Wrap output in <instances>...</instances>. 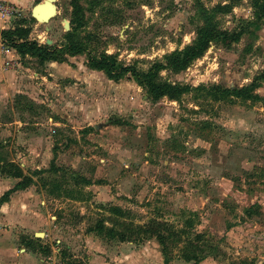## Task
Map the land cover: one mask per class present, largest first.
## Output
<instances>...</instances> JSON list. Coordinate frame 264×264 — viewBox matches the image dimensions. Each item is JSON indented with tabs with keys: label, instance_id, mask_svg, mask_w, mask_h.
I'll return each mask as SVG.
<instances>
[{
	"label": "rangeland",
	"instance_id": "rangeland-1",
	"mask_svg": "<svg viewBox=\"0 0 264 264\" xmlns=\"http://www.w3.org/2000/svg\"><path fill=\"white\" fill-rule=\"evenodd\" d=\"M0 1L17 11L13 20L0 14V29L25 23L30 39L55 45L66 56L41 64L0 44V199L24 177L33 179L0 204V264H21L23 248L53 264H65L63 256L90 264L91 250L96 254L92 240L108 251L101 253L111 264L122 262L124 250L131 264H164L156 237L132 235L150 222L166 234L169 226L188 230L171 244L169 264H264V103L215 102L192 94L153 101L133 79H110L90 69L88 51L65 54L73 0H55L56 14L35 23L33 8L45 0ZM79 5L78 30L89 52L96 58L113 54L118 66L147 70L190 44L206 9L219 28L241 32L240 39H215L186 70L163 75L233 88L264 70V17L256 18L252 0H79ZM257 92L264 97V80ZM53 160L92 181L83 188L84 200L54 191L53 181L65 180L62 172H49ZM14 164L25 176L13 175ZM111 205L131 211L129 219L120 218L124 225L117 224L131 231L126 241L87 232L100 218L114 225ZM37 232L45 234L40 242L34 240ZM189 239L203 249L198 263L182 255ZM68 242L75 243L74 251Z\"/></svg>",
	"mask_w": 264,
	"mask_h": 264
},
{
	"label": "trees",
	"instance_id": "trees-1",
	"mask_svg": "<svg viewBox=\"0 0 264 264\" xmlns=\"http://www.w3.org/2000/svg\"><path fill=\"white\" fill-rule=\"evenodd\" d=\"M74 13L72 16L71 24L73 28L66 33L67 48L66 55H79L88 51V60L86 65L93 70L104 71L110 79H119L123 76H127L136 81L140 86H143L148 95L153 101H157L160 98L168 97L171 100H179L186 94H192L197 99L213 100L215 102H262L264 103V97L261 96L257 89L261 86L264 80V70L260 75L254 78V80L243 86L238 87H225L217 83H201L198 85H192L190 83L174 82L167 79L163 75V71H169L171 73H180L186 70L195 60L201 58L211 46V42L215 39L221 38L226 42L238 41L241 36V32L228 31L219 28L218 23L215 21V15L213 12H208L206 9L202 10L203 25L198 29L197 37L183 48L176 49L164 56V60L153 62L147 70H142L135 65L118 66L116 56L108 53H101L98 58L94 57L88 50V43L80 36L79 27L82 18V8L79 5V0H73L72 2ZM252 8L257 19L264 17V0H252ZM37 20L32 17L31 22L35 23ZM30 22V23H31ZM30 27H26L25 23H19L13 29H0V44L12 48L18 55L32 56L39 60V63L44 64L48 61H66L59 47L55 45L42 44L37 40L29 38ZM118 121H114L117 123ZM14 176L23 177V169L19 165H13ZM53 174L62 172L64 182H69L72 187L65 186L64 182L54 180L52 185L54 191L65 193L73 199L84 200L85 186L92 184V181L83 175L76 174L74 171L67 170L60 166H57L55 160L51 162V169ZM25 176V175H24ZM67 176H69L67 178ZM71 179V181L69 180ZM33 179L30 177H24L19 181L16 186L9 190L0 199V204L8 202L10 200V193L19 189H25L31 185ZM111 214L117 216L113 226L106 224V221L102 218L98 219L94 225H89L87 232H95L98 235L104 236L108 239L119 238L121 241L128 240L130 230L121 231L117 229V224L124 225L120 221V218L129 219L131 211L124 209L117 205H111L109 207ZM132 222V221H130ZM155 223V222H153ZM150 222L147 226H137V230H132L133 234L144 233L156 237L162 246V253L164 257V264H169L171 261L172 248L171 244H176L181 240V232L188 234L187 229H181L178 232L173 226L168 233L162 231V226L154 225ZM165 224V223H164ZM167 226V224H165ZM134 226V225H133ZM132 223H127L126 227H133ZM193 226V219L188 218L186 220V227ZM131 232V231H130ZM140 235V234H139ZM201 237V235H199ZM35 242H40L41 239L34 237ZM189 250H183V257L187 261L200 262L205 255L200 256L203 249L195 243L192 239L186 243ZM51 249L48 248V251ZM66 256H63L65 264H77L73 261H65Z\"/></svg>",
	"mask_w": 264,
	"mask_h": 264
},
{
	"label": "crops",
	"instance_id": "crops-1",
	"mask_svg": "<svg viewBox=\"0 0 264 264\" xmlns=\"http://www.w3.org/2000/svg\"><path fill=\"white\" fill-rule=\"evenodd\" d=\"M8 1L21 3L24 0H8ZM87 246H90V245H87ZM91 246L94 248V250H96V254L93 252V250H91L93 256L92 255L90 256V264H111V262H109L106 259L107 258L106 254H108V251H106L101 245H99L98 243H96L93 240H92ZM122 246H125V244H122ZM67 247L74 251L75 243L74 242H68ZM22 250H23V252L21 254V264H53V263L49 262L48 260H45V258L39 257V255L41 256L40 253L38 254L37 252H32V250H31V252H29L27 248H23ZM101 252H106V254L101 253ZM48 258L52 259V262L53 261L56 262V260H57L56 256L55 257L50 256ZM125 261H126V259H125V250H124L123 251V259H122V262L120 264H131V262L126 261V263H125Z\"/></svg>",
	"mask_w": 264,
	"mask_h": 264
},
{
	"label": "water",
	"instance_id": "water-1",
	"mask_svg": "<svg viewBox=\"0 0 264 264\" xmlns=\"http://www.w3.org/2000/svg\"><path fill=\"white\" fill-rule=\"evenodd\" d=\"M57 11L55 0H45L43 3L37 4L33 8V17L37 21H49ZM65 28L70 29V22L65 20ZM48 43H52V40H48ZM45 234L43 232H37V237H43Z\"/></svg>",
	"mask_w": 264,
	"mask_h": 264
},
{
	"label": "built area",
	"instance_id": "built-area-1",
	"mask_svg": "<svg viewBox=\"0 0 264 264\" xmlns=\"http://www.w3.org/2000/svg\"><path fill=\"white\" fill-rule=\"evenodd\" d=\"M14 12H17L13 7H9L5 3L0 1V14L5 19L13 20L16 18V15Z\"/></svg>",
	"mask_w": 264,
	"mask_h": 264
}]
</instances>
